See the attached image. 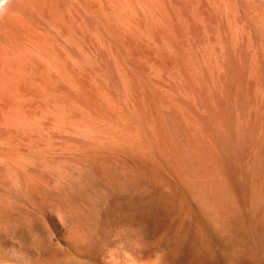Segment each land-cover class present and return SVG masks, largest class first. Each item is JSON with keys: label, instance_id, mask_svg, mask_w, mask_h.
<instances>
[{"label": "rangeland", "instance_id": "rangeland-1", "mask_svg": "<svg viewBox=\"0 0 264 264\" xmlns=\"http://www.w3.org/2000/svg\"><path fill=\"white\" fill-rule=\"evenodd\" d=\"M52 1L0 0V264H264V0Z\"/></svg>", "mask_w": 264, "mask_h": 264}, {"label": "bare ground", "instance_id": "bare-ground-1", "mask_svg": "<svg viewBox=\"0 0 264 264\" xmlns=\"http://www.w3.org/2000/svg\"><path fill=\"white\" fill-rule=\"evenodd\" d=\"M20 1H21V0H20ZM53 1H54V0H53ZM53 1H52V2H53ZM72 1H73V0H72ZM100 1H101V0H100ZM117 1H118V0H117ZM185 1H186V0H185ZM188 1H189V0H188ZM193 1H194V0H193ZM193 1H192V2L190 1V3H193ZM199 1H200V0H199ZM214 1H215V0H214ZM231 1H232V0H231ZM235 1H236V0H235ZM39 2H40V1H39ZM43 2H44V0H43ZM43 2H42V4H43ZM52 2H51V3H52ZM101 2H102V1H101ZM121 2H122V1H121ZM201 2H202V1H200V3H201ZM212 2H213V1H212ZM251 2H252V1H251ZM107 3H108V2H107ZM114 3H115V1H114ZM209 3H210V2L208 1L207 4L209 5ZM109 4H110V3H109ZM112 4H113V3H112ZM187 4H188V3H187ZM195 4H196V3H195ZM211 4H213V3H211ZM3 5H4V4H3ZM40 5H41V4H40ZM113 5H114V4H113ZM202 5H203V4H202ZM218 5H219V1H218ZM228 5H229V4H228ZM255 5H257V4H255ZM192 6H193V5H192ZM224 6H225V4H224ZM247 6H248V4H247ZM2 7H3V6H2ZM10 7H11V6H10ZM37 7H38V6H37ZM39 7H40V6H39ZM44 7H46V5H45ZM44 7H43V8H44ZM49 7H50V5H49ZM51 7H53V6L51 5ZM103 7H104V6H103ZM115 7H116V6H115ZM198 7H199V6H198ZM229 7H230V6H229ZM204 8H205V7H204ZM245 8H246V6H245ZM250 8H251V7H250ZM26 9H27V8H26ZM38 9H40V8H38ZM44 9H45V8H44ZM51 9H52V8H51ZM112 9H113V8H112ZM112 9H111V10H112ZM116 9H117V8H116ZM192 9H193V8H192ZM212 9H213V7H212ZM229 9H230V8H229ZM232 9H233V8H232ZM234 9H235V6H234ZM3 10H4V9H3ZM3 10H2V11H3ZM55 10H56V9H55ZM66 10H67V9H66ZM202 10L204 11V9H202ZM213 10H214V9H213ZM254 10H255V9H254ZM40 11H41V9H40ZM203 11H202V12H203ZM210 11H211V10H210ZM215 11H216V10H215ZM249 11H250V10H249ZM249 11H248V12H249ZM13 12H14V11H13ZM21 12H22V11H21ZM21 12H20V13H21ZM109 12H110V11H109ZM234 12H235V11H234ZM244 12H247V11H244ZM261 12H262V11H261ZM23 13H24V11H23ZM23 13H22V14H23ZM32 13H33V12H32ZM38 13H39V12H38ZM49 13H50V12H49ZM105 13H107V12H105ZM105 13H104V14H105ZM209 13H210V12H209ZM212 13L214 14V12H212ZM225 13H226V12H225ZM231 13H232V12H231ZM256 13H258V12H255V14H256ZM213 14H212V15H213ZM216 14H217V12H216ZM8 15H9V14H8ZM20 15H21V14H20ZM24 15H25V14H24ZM40 15H41V14H40ZM43 15H44V14H43ZM107 15H108V14H106L105 16L107 17ZM214 15H215V14H214ZM214 15H213V16H214ZM221 15H222V14H221ZM237 15H238V14H237ZM243 15H245V14H243ZM257 15H258V14H257ZM9 16H13V15H9ZM9 16H7V17H9ZM17 16H18V15H17ZM207 16H208V15H207ZM226 16H227V15H226ZM234 16H235V15H234ZM5 17H6V16H5ZM13 17H14V16H13ZM20 17H21V16H20ZM22 17H23V16H22ZM28 17H29V16H28ZM198 17H199V16H198ZM201 17H203V16H201ZM210 17H211V16H210ZM221 17H222V16H221ZM251 17H252V16H251ZM256 17H257V16H256ZM10 18H11V17H10ZM15 18H16V16H15ZM18 18H19V16H18ZM24 18H26V17H23V19H24ZM32 18H33V17H32ZM43 18H44V16H43ZM212 18H213V17H212ZM217 18H218V17H217ZM6 19H8V18H6ZM6 19H5V21H6ZM13 19H14V18H13ZM19 19H21V18H19ZM186 19H187V18H186ZM221 19H222V18H221ZM234 19H235V18H234ZM256 19H257V18H256ZM45 20H47V19H45ZM45 20H44V21H45ZM202 20H203V19H201V21H202ZM208 20H209V19H208ZM222 20H223V19H222ZM222 20H221V22H222ZM238 20H239V19H238ZM2 21H3V20H2ZM7 21H8L7 23L4 22V23H6V25L9 23V20H7ZM10 21H12V20L10 19ZM15 21H16V20H15ZM22 21H23V20H22ZM22 21H21V22H22ZM26 21H27V19H26ZM199 21H200V20H199ZM210 21H211V20H210ZM250 21H251V20H250ZM254 21H256V20H254ZM257 21H258V20H257ZM13 22H14V20H13ZM18 22H20V21H18ZM206 22H207V21H206ZM212 22H213V21H212ZM4 23H3V25H4ZM10 23H11V22H10ZM10 23H9V24H10ZM16 23H17V21H16ZM24 23H25V21H24ZM50 23H51V22H50ZM218 23H219V22H218ZM242 23H243V22H242ZM247 23H248V22H247ZM249 23H250V22H249ZM13 24H14V23H13ZM22 24H23V23H22ZM29 24H30V23H29ZM214 24H215V23H214ZM236 24H237V23H236ZM14 25H15V24H14ZM223 25H224V24H223ZM230 25H231V24H230ZM241 25L244 26L243 24H241ZM247 25H248V24H247ZM7 26H8V25H7ZM7 26H6V27H7ZM11 26H12V25H11ZM24 26H25V25H24ZM26 26H27V25H26ZM36 26H37V25H36ZM44 26H46V25H44ZM213 26H214V25H213ZM219 26L222 27L221 24H220ZM219 26H218V27H219ZM231 26H232V25H231ZM237 26H238V25H237ZM257 26H258V24H257ZM262 26H264V25H262ZM18 27H21V26H18ZM22 27H23V26H22ZM29 27H30V26H29ZM195 27H196V26H195ZM7 28H9V27H7ZM11 28H12V27H11ZM219 28H220V27H219ZM223 28H224V27H223ZM248 28H249V27H248ZM16 29H18V28L16 27ZM20 29H22V28H20ZM28 29H29V28H28ZM227 29H228V28H227ZM246 29H247V28H246ZM263 29H264V28H263ZM12 30H13V32H14L15 29H12ZM29 30H30V29H29ZM244 30H245V29H244ZM252 30H253V29H252ZM10 31H11V29H10ZM10 31H9L8 29L5 30V31H0V44H1V48H4V46H6V48H7L8 45H10V44L15 45L16 47H19V42H20V41L22 42V39H19V38L16 39V38L14 37V35H12L13 32L11 33ZM20 31H21V30H20ZM20 31H18V34H16V35H18V36L20 35L21 37H22V35L25 36V34H26L25 31H24V34H21ZM246 31H247V30H246ZM261 31H262V30H261ZM15 32H16V31H15ZM19 32H20V33H19ZM224 32H225V31H224ZM247 32H248V31H247ZM22 33H23V32H22ZM231 33H232V32H231ZM244 33H245V32H244ZM230 35H231V34H230ZM243 35H244V34H243ZM247 35H248V34H247ZM53 36H54V35H53ZM237 36H238V35H237ZM253 36H254V35H253ZM251 37H252V36H251ZM26 38H27V37H26ZM241 39H242V38H241ZM37 40H38V39H37ZM243 40H244V39H243ZM243 40H242V41H243ZM34 41H35V40H34ZM242 41H240V42H242ZM250 41H251V40H250ZM23 42H24V41H23ZM46 42H47V41H46ZM236 42H237V41H236ZM247 42H248V40H247ZM247 42H246V43H247ZM9 43H10V44H9ZM24 43H25V42H24ZM34 43H35V42H34ZM25 44H26V43H25ZM31 44H32V43H31ZM27 45H28V44H27ZM20 46H22V45H20ZM41 47H42V46H41ZM238 47H239V46H238ZM1 48H0V49H1ZM6 48H4V49L6 50ZM11 48H12V47H11ZM20 48H21V47H20ZM20 48H19V50H22V49H20ZM22 48L24 49V47H22ZM26 48H27V47H26ZM4 49H2V50H4ZM8 49H9V47H8ZM8 49H7V50H8ZM12 49H13V48H12ZM5 50H4V52L1 51L0 53H1V54H2V53H6ZM7 50H6V51H7ZM13 50H14V49H13ZM9 51L11 52V50H9ZM9 51H8V52H9ZM26 51H27V50H26ZM53 52H54V51H53ZM13 53H14V52H13ZM36 53H37V52H36ZM38 53H39V52H38ZM7 54H8V53H7ZM7 54H6V55H7ZM28 54H29V52H28ZM4 55H5V54H4ZM9 55H11V54H9ZM23 55H24V54H23ZM29 55H30V54H29ZM12 56H13V55H12ZM21 56H22V55H21ZM32 56H34V55H32ZM39 56H40V55H39ZM22 57H23V56H22ZM19 58H20V57H19ZM23 58H24V57H23ZM1 59H2V60H1ZM1 59H0V60H1L0 62L2 63L3 58H1ZM4 59H5V58H4ZM6 59H7V58H6ZM7 60H8V59H7ZM29 60H30V59H29ZM23 61H24V60H23ZM23 61H22V62H23ZM30 61H31V60H30ZM6 62H7V61H6ZM6 62H5V64H4V66L8 63V62H7V63H6ZM19 62H20V61H19ZM19 62H18V63H19ZM3 63H4V61H3ZM13 63H14V61H13ZM13 63H12V64H13ZM20 63H21V62H20ZM28 63H29V62H28ZM38 63H39V62H38ZM12 64H11V66H12ZM14 64H15V63H14ZM16 64H17V62H16ZM16 64H15V66H17V67L20 65V64H17V65H16ZM30 64H31V63H30ZM33 64H34V63H33ZM33 64H32V65H33ZM1 65H2V64H1ZM24 65H26V63H25ZM9 66H10V61H9ZM20 66H21V65H20ZM20 66H19V67H20ZM30 66H31V65H29V67H30ZM34 66H35V65H34ZM37 66H38V65H37ZM17 67H14V68L16 69V71H17V69H18ZM25 67H27V66H25ZM29 67H28V68H29ZM7 68H8V67H7ZM14 68H12V69L15 71ZM28 68H27V69H28ZM0 69H1V68H0ZM12 69H10V70L12 71V73H10L11 71L9 70L10 72H9V75L7 74V75H8L7 77H11L10 74H11V75L14 74V75H12V76L15 77V73H14V71H13ZM20 69H22V68H20ZM25 69H26V68H25ZM30 69H31V68H30ZM30 69H29V70H30ZM32 69H33V68H32ZM1 70H2V69H1ZM22 70H23V69H22ZM29 70H28V71H29ZM16 71H15V72H16ZM23 71L26 73L25 70H23ZM32 71H33V70H32ZM3 72L5 73L6 71L3 70ZM3 72H2V73H3ZM18 72H19V70H18ZM24 72H23V73H24ZM38 72H39V71H38ZM7 73H8V72H7ZM25 73H24V74H25ZM29 73H33V72L29 71ZM19 74H20V73H19ZM19 74H17V75H19ZM0 75H1V74H0ZM21 75H22V74H21ZM2 76H3V75H2ZM2 76H1V77H2ZM5 76H6V73H5ZM35 76H36V74H35ZM39 76H40V75H39ZM1 77H0V79H1ZM7 77H6V78H7ZM22 77H23V76H22ZM33 77H34V76H33ZM19 78H20V77H19ZM36 78H37V77H36ZM2 79H3V80H6L5 78H2ZM12 79H13V78H12ZM14 79H15V78H14ZM16 79L18 80V78H16ZM22 79H23V78H22ZM25 79H26V78H25ZM3 80H1V81H3ZM37 80H38V79H37ZM8 81L11 82V81H10V78L8 79ZM13 81H16V80H13ZM26 81H27V80H26ZM20 82H22V81H20ZM1 83H3V82H0V84H1ZM6 83L9 84L7 81H6ZM18 83H19V82H18ZM23 83H26V82H23ZM38 83H39V82H38ZM4 84H5V83H4ZM11 84H12V82H11ZM20 84H22V83H19V86H20ZM9 85H10V84H9ZM9 85H8V86H9ZM25 85H26V84H25ZM2 86H4V85L2 84ZM32 86H33V85H32ZM10 87H11V86H10ZM22 87H23V86H22ZM35 87H36V86H35ZM35 87H34V88H35ZM4 89H5V88H3V87L1 88V87H0V90H3L2 92H4ZM7 89H8V88H7ZM12 89H13V88H12ZM37 90H38V89H37ZM5 91H7V90L5 89ZM22 91H23V90H22ZM26 91H27V90H26ZM12 92H14V91H12ZM19 92H20V91H19ZM0 93H1V92H0ZM4 93H5V92H4ZM13 94H14V93H13ZM21 94H22V93H21ZM24 94H25V93H24ZM24 94H23V95H24ZM0 95H2V94H0ZM4 99H5V98H4ZM2 100H3V98H2ZM8 100H9V99H8ZM19 100H20V99H19ZM13 102H14V101H13ZM8 109H9V108H8ZM11 110H12V109H11ZM0 111H1V109H0ZM1 112H2V111H1ZM3 115H4V113H3ZM6 115H7V114H5V116H6ZM10 115H11V114H10ZM5 116H4V117H5ZM4 117H3V119H4ZM11 117H12V115H11ZM18 117H19V116H18ZM19 119H20V118H19ZM15 120H16V119H15ZM1 121H2V119H1ZM11 121H12V120H11ZM14 122H15V121H14ZM8 123H9V122H8ZM12 123H13V122H12ZM5 124H6V123H5ZM14 126H15V125H14ZM17 126H18V125H17ZM0 128H1V126H0ZM9 128H10V127H9ZM8 130H9V129H8ZM10 131H11V130H10ZM9 133H10V132H9ZM9 141H10V140H9ZM0 142H1V141H0ZM4 142H6V141H4ZM1 152H2V151H1ZM6 152H7V150H6ZM10 153H11V152H10ZM2 157H3V156H2ZM12 157H13V156H12ZM5 158H6V157H5ZM12 159H13V158H12ZM14 162H15V161H14ZM133 252H134V251H133ZM130 258H131V257H130ZM195 258L197 259V257H195ZM138 261H139L140 264H151V263H152V262H151V259H150L148 256H142V257H140V260H138ZM136 264H137V263H136ZM152 264H153V263H152Z\"/></svg>", "mask_w": 264, "mask_h": 264}]
</instances>
